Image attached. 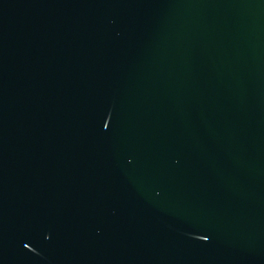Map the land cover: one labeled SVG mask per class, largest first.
<instances>
[{
    "label": "water",
    "instance_id": "95a60500",
    "mask_svg": "<svg viewBox=\"0 0 264 264\" xmlns=\"http://www.w3.org/2000/svg\"><path fill=\"white\" fill-rule=\"evenodd\" d=\"M0 264H264V0H0Z\"/></svg>",
    "mask_w": 264,
    "mask_h": 264
}]
</instances>
